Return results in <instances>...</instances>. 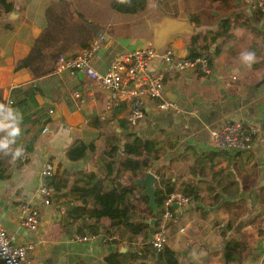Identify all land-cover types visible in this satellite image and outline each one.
<instances>
[{
  "label": "crops",
  "instance_id": "0c3cea01",
  "mask_svg": "<svg viewBox=\"0 0 264 264\" xmlns=\"http://www.w3.org/2000/svg\"><path fill=\"white\" fill-rule=\"evenodd\" d=\"M8 1L14 9L0 15V104L15 100L11 108L18 114L21 132L13 141L10 129H0V139L9 141L0 148V220L17 242H36L28 264H108L107 255L117 250L124 254L122 264L142 259L162 264L150 251L152 236L146 239L144 232L124 224L112 226L108 218L102 219L100 230L110 234L108 241L72 239L92 234L86 225L96 221L92 198L86 213L72 209L82 203L80 193L71 190L73 183L83 185L82 178L91 174L107 179L110 162L119 167L124 155L115 160L107 151L115 143L123 149L130 133L154 139L158 147L153 156L146 155L150 166L138 178L151 170L157 188L169 182L192 198L175 207L166 243L180 264H264V10L258 18L252 0H148L139 12L124 13L109 0L103 23L108 40L95 60L101 70L119 53L150 45L162 50L172 45L180 57H188L196 33L207 39L194 48L211 59L208 73L166 69V91L170 97L177 95L181 110L148 107L143 123L131 129L127 102L109 109L105 92L89 76L56 69L59 55L79 51L103 31L96 16L100 0ZM88 5L89 18L83 13ZM75 8L88 22L69 21ZM225 19L231 20V27L221 34ZM46 31L54 40L37 46L35 41ZM249 52L255 54L250 66L243 60ZM38 63L44 64L42 73L33 69ZM153 67L161 69L162 59H155ZM235 120L257 127L253 147L245 152L216 149L213 131ZM48 122L50 132L44 134ZM79 141L94 147L73 160L68 150ZM22 145L30 151L25 162L14 158ZM47 161L54 163L59 180H68L48 205L39 192ZM132 176L131 170H122L119 181L134 183L132 197L147 195ZM148 202L149 197L137 200L135 223H147L152 216ZM22 204L39 209V232L23 226ZM231 240L240 246L228 263L224 252Z\"/></svg>",
  "mask_w": 264,
  "mask_h": 264
},
{
  "label": "built area",
  "instance_id": "2783aa9c",
  "mask_svg": "<svg viewBox=\"0 0 264 264\" xmlns=\"http://www.w3.org/2000/svg\"><path fill=\"white\" fill-rule=\"evenodd\" d=\"M252 7L255 10H264V0H252ZM108 37L104 32H99L87 46L71 54H61L58 56L56 69L58 71L69 70L72 73L82 72L98 85L106 94V104L110 109L121 102L129 105L127 121L129 127L134 129L141 125L146 117L147 108H154L157 111L176 110L180 111L181 106L177 100L172 99L165 85L166 69L197 71H211V65L206 56L180 57L172 45L162 51L154 46L137 47L116 55L109 65L101 70L95 60ZM161 58L163 67L155 69L153 62ZM75 95L80 97V92ZM13 98L4 101L0 105H5L3 112L8 111V107L14 105ZM53 112V110H50ZM193 111H197V108ZM51 123L48 122L42 129V133L50 132ZM258 132L256 126L245 121L235 120L225 123L221 128L213 131L215 148L219 150L248 151L253 147L255 136ZM23 153L19 159L23 162L30 158V151L24 145ZM56 167L52 161H47L41 169V183L39 192L42 195L44 204L53 202L56 193L55 186L51 179L56 173ZM192 198L180 189H176L167 194L159 212L158 220L152 233L151 243L157 250L165 247L169 240L171 221L176 215V206L191 203ZM22 224L28 231L39 232L41 229L40 211L37 207L29 204H22ZM264 235V225L262 226ZM74 241H87L101 239L108 241L109 236L102 234H77L72 238ZM36 242L26 240L17 242L15 235L0 220V264H28V253L34 249Z\"/></svg>",
  "mask_w": 264,
  "mask_h": 264
},
{
  "label": "trees",
  "instance_id": "16d2710c",
  "mask_svg": "<svg viewBox=\"0 0 264 264\" xmlns=\"http://www.w3.org/2000/svg\"><path fill=\"white\" fill-rule=\"evenodd\" d=\"M148 0H114L112 5L113 7L124 13H136L144 9L147 5ZM14 9V3L8 0H0V15L3 12H10ZM263 11V10H262ZM261 10H258L260 18L263 14ZM221 34H225L230 30L231 20L225 19L222 23ZM216 37V36H215ZM203 39L206 41V35L201 33H196L192 35L191 41L189 43L190 55L188 57L193 58L199 55L206 56L211 65V59L206 54L205 51H198L194 48L196 42ZM54 38L46 31L35 41L37 46H41L44 43L51 42ZM205 46H208L205 44ZM43 63H38L33 66V69L36 73L43 72ZM47 72V69H44V73ZM94 147L93 143L87 144L83 141H79L71 146L68 150L69 158L77 160L86 156L87 151ZM157 143L154 139H143L140 136L130 133L128 134V139L123 144V149L118 143L113 144L111 150L107 151V154L114 157L118 152L123 150V157L119 160V167L116 166L115 162H110L109 164V175L107 179L111 180L109 183L106 178H101L96 174L86 175L82 178L84 181L83 185H78L73 183L71 190L80 193V198L82 203L79 206H73L72 209H79L78 214H84L89 211V198L93 200V211L96 216V221L93 224L86 225L87 229L92 234H99L100 230L103 228L104 221L103 218L111 219V225H121L124 224L130 228L133 232H144V236L148 239L152 233L150 232V226L148 223H135L132 218L135 214V209L137 206V200L140 198L147 199V195H141L140 198L132 197L134 194V183L130 185H125L119 181V176L121 175L122 170H131L132 179L138 178L145 169L150 166V161L145 155L153 156V151L157 150ZM155 157V155H154ZM117 162V161H116ZM118 169V170H116ZM3 170L0 169V176L3 175ZM68 180H59L56 175L51 179V183L55 186L56 193L54 196L59 194L61 187L67 184ZM175 190V187L171 186L169 182H165L162 185H158L157 188V202L160 205V210L163 205V201L168 193ZM186 193V192H185ZM187 194V193H186ZM190 196V195H189ZM109 229V227H108ZM107 229V231H108ZM107 236L110 237V234L104 232ZM91 234V235H92ZM150 251L152 252L153 257L162 262V264H180L176 256V252L169 246L161 250H154L150 243H148ZM240 246L238 240H231L227 243L224 252V258L229 263L236 258V250ZM124 254L121 251H111L107 257L106 261L108 264H122ZM132 264H153L152 261L141 260L137 263Z\"/></svg>",
  "mask_w": 264,
  "mask_h": 264
},
{
  "label": "water",
  "instance_id": "95a60500",
  "mask_svg": "<svg viewBox=\"0 0 264 264\" xmlns=\"http://www.w3.org/2000/svg\"><path fill=\"white\" fill-rule=\"evenodd\" d=\"M158 52H162V49H157ZM222 88V87H221ZM171 98L176 100L177 99V95L174 94L173 96L171 95ZM123 152L119 151L118 155L116 156V159L119 160L120 157L122 156ZM146 157V155H145ZM136 184L142 185L144 186V189L142 191V193L147 194L149 197V202L148 205L152 210V216L146 220L147 223H149L150 225V232L153 233L157 220H158V216H159V212H160V205L157 202V176L156 174L151 171V170H146L144 177L142 178H138L134 181ZM175 206H177V204H174ZM28 232V231H27ZM117 246H112L111 249H117Z\"/></svg>",
  "mask_w": 264,
  "mask_h": 264
},
{
  "label": "clouds",
  "instance_id": "9594fccd",
  "mask_svg": "<svg viewBox=\"0 0 264 264\" xmlns=\"http://www.w3.org/2000/svg\"><path fill=\"white\" fill-rule=\"evenodd\" d=\"M243 60L247 61L249 66L252 62L255 60V54L252 52H249L245 55H243ZM5 105H0V129L8 128L9 136L13 138V141L16 137L20 135L21 129L19 126V120H17V113L10 107H8L7 112H3V109L5 108ZM20 119V118H19ZM9 141L7 139H0V148H6L8 146ZM23 153L22 147H17L14 152V158L20 157Z\"/></svg>",
  "mask_w": 264,
  "mask_h": 264
},
{
  "label": "rangeland",
  "instance_id": "374dc122",
  "mask_svg": "<svg viewBox=\"0 0 264 264\" xmlns=\"http://www.w3.org/2000/svg\"><path fill=\"white\" fill-rule=\"evenodd\" d=\"M108 1L109 0H104V1L100 0V9L96 15L98 17V20L100 21V23H102V25H101L102 27H103V23L106 21V18H107V11L110 10L108 8V5H109ZM85 10H87V11H85ZM78 11H80V10H78V9L72 10V12H71L72 14H71L69 21L74 23L75 19L79 20V18H81L83 21L88 22V20H86L84 18V15L82 13H79ZM84 11H83V13L89 18L91 16V12H92L91 7L89 5L86 6ZM102 32H104V33L106 32V27H103Z\"/></svg>",
  "mask_w": 264,
  "mask_h": 264
}]
</instances>
